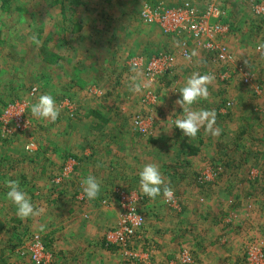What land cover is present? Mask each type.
Wrapping results in <instances>:
<instances>
[{
  "label": "rangeland",
  "instance_id": "1",
  "mask_svg": "<svg viewBox=\"0 0 264 264\" xmlns=\"http://www.w3.org/2000/svg\"><path fill=\"white\" fill-rule=\"evenodd\" d=\"M257 1L260 0H80L74 16L66 7L68 20L65 22L59 6L52 0H11L8 11L0 9V114L15 101L25 102L29 108L24 114L28 124L22 130L12 126V119H9V132L0 129V179H18L33 204L43 209L41 215L21 219L16 215V207L9 204L2 207L0 264H32L31 242L36 237L44 249L53 254L52 264H185L180 261L183 253L190 255L186 264H200L201 251L194 253L197 239L190 235L193 232H189L188 223L182 229L184 237H174L169 231L171 228L162 224L150 226L158 224L159 210L165 211L170 219H179L185 204L172 184L174 179H190L191 186L186 184L197 189L191 199L195 207L206 203L205 196L200 194L205 195L222 180L225 191L230 187V198L224 197L214 204L221 212L227 208L223 213L217 212L221 214L218 225L221 230L229 229L222 236L212 229L217 236L210 234L206 239V242L217 243L218 237L225 236L232 242L234 247L228 246L232 253L225 256L227 252L219 251L225 260L245 264L246 247L264 245V175L257 180L248 175L252 167L264 160V64L254 53L263 33V20L252 8ZM186 3L199 9L215 3L222 10L223 20L229 27L224 41L233 60L228 65L223 64L200 47L189 44L190 57L176 56L170 72L160 80L148 70L150 60L157 54H177L180 43L188 38L165 34L153 13ZM74 21L82 24L78 33L70 30ZM199 55L200 61L197 60ZM180 63L191 74L215 76L208 86V97L193 105V110H214L213 127L228 131L222 134L227 144L222 146L214 141L208 145L209 152L202 149L200 156H205L204 165H198L200 168L191 162H180L173 153L166 156L164 149H174L170 148L174 139L156 134L162 128L166 131L175 127L176 110L179 114L183 111L178 106L175 108L174 100L181 98L178 91L183 85L180 83L186 81L182 78L191 74L177 75ZM238 65L253 74L251 86H244L239 74L232 70ZM225 69L231 71L232 76L221 82L218 75ZM133 77L149 86L138 93L131 91ZM32 88L36 89L33 94ZM42 94H51L56 100L60 114L55 122L31 115L30 105ZM65 103L72 108L67 110ZM93 107L100 111L99 115L110 118L109 122H98V125L102 123V129L93 127L97 119L88 116ZM162 111L167 113L162 116ZM70 113L79 120H72ZM139 117L148 120L144 122L148 129L146 135L135 127ZM201 130L204 131V127ZM30 142L36 144L38 151L25 155L22 150ZM78 144L83 149L87 146L94 149L91 160L96 164H83L81 169H73L71 174L61 178L60 184H52L51 180L60 174L65 164L71 166L73 160L67 156H77L74 151ZM101 151H104L101 156H106L108 161L115 158V154L121 158L112 159L114 164L104 161L101 165L96 160ZM12 155L19 163L10 158ZM53 158L57 159L56 163ZM149 163L159 167L164 182L171 180L165 183L173 189L170 202H165L162 194L155 200L150 199L136 188L140 170ZM209 165H221V173L213 186L202 188L198 185V175ZM88 175L100 181L105 179L100 194L92 201L83 196L81 188V180ZM0 188L1 198H6L8 189L4 180ZM131 193L142 195L144 199L137 206L145 222L140 234L126 246L125 254L124 249L108 244L105 236L122 215L121 201ZM104 208L117 212L113 224L97 223V214ZM42 225L46 226L43 231ZM164 228L166 231L159 236L173 235L172 242L179 249L170 253L173 258L169 263H156L157 254L165 247L159 244L154 233ZM134 254H143V258ZM211 260L216 262L207 264H219V258Z\"/></svg>",
  "mask_w": 264,
  "mask_h": 264
},
{
  "label": "built area",
  "instance_id": "2",
  "mask_svg": "<svg viewBox=\"0 0 264 264\" xmlns=\"http://www.w3.org/2000/svg\"><path fill=\"white\" fill-rule=\"evenodd\" d=\"M254 13L259 15V18L263 20V33L259 37L258 42L254 47L255 56L258 57V61L264 64V0L257 1L252 6ZM145 12H148L146 10ZM149 15H152L148 12ZM154 14V20L159 25V28L165 33L172 37H179L180 35H185L188 40L186 42H181L177 54L175 52L168 54H157L153 56L149 62V71L152 72V76H156L158 79L162 80L168 75L169 70H171V64L174 62L175 57H190L191 44L193 47H200L206 53H208L213 60L220 61L223 64L228 65L233 60L232 53L224 41V36L228 34L229 27L223 20L222 10L215 4L209 3L204 9H199L191 5V3H186L179 5L175 8L167 9L159 14ZM190 42V43H188ZM244 86H251L253 82V74L245 71L240 65L235 66V69ZM170 72V71H169ZM232 76V72L229 70H224L218 75V79L221 82L227 81ZM36 91L35 88L31 89L33 94ZM255 92L258 93V87H255ZM64 107L70 110L68 103H65ZM227 105V106H226ZM225 107L228 108L229 103ZM28 108L25 102H13L8 104L4 111L0 114V129L2 131L9 132V119H12L15 129H23L28 121L24 120L25 111ZM142 117V116H141ZM138 121H135L136 129L140 134L146 135L147 127L144 122L148 120L140 117ZM22 126V128H21ZM150 126V125H149ZM25 149L29 152H35L37 146L34 142H30L29 146L26 145ZM71 166L65 164L62 167L60 174L56 175L54 178V183L58 184L62 179L67 177L71 172H73V167L75 162L71 161ZM221 173L220 168L214 169L211 166H207L198 176L202 184H210L216 181L218 174ZM249 178L252 180H257L258 177L264 175V160L259 166L252 167L249 170ZM142 195L131 193L129 197H126L121 201L122 215L117 222L116 226L108 230L106 233V242L113 246L122 248L125 250L126 246L132 243V240L136 238L144 225V216L139 212L137 204L143 201ZM203 201V198H200ZM250 208V207H249ZM31 248L34 252L32 255V264H50L51 255L48 250H45L42 243L38 241L37 237L31 242ZM123 250V251H124ZM133 256H139L143 258L142 255L134 254ZM245 264H264V245H249L246 247L244 255ZM181 262L188 263L190 261V255L188 253H183L181 255Z\"/></svg>",
  "mask_w": 264,
  "mask_h": 264
},
{
  "label": "crops",
  "instance_id": "3",
  "mask_svg": "<svg viewBox=\"0 0 264 264\" xmlns=\"http://www.w3.org/2000/svg\"><path fill=\"white\" fill-rule=\"evenodd\" d=\"M200 59H201V57L199 55L197 60L200 61ZM182 66L183 65L180 63L179 68H178L179 73L177 75L184 76L187 73L191 74L190 72H186L187 69L185 68V66L183 68H182ZM192 67L195 68V66H192ZM192 67H189V68H192ZM184 73H186V74H184ZM186 79L187 78L183 77L182 81H184ZM182 85H184V83H180V86H182ZM179 96H180V94H179ZM176 100L177 99L174 100L175 108L178 106L181 109V106L176 104ZM163 110H165V109H163ZM161 113H162L161 115L163 116V115H165V113H167V111H162ZM179 115H181V114L177 113V110H176V117ZM158 117H160V116H158ZM165 117H167V116H165ZM158 125H159V123L157 122V127H158ZM223 132L228 133L227 129L226 130L220 129V134L218 136H213L210 132H206L205 130L203 131L200 129L197 136L193 139V138H189V137L185 136L182 133V130L173 127L172 129H167L166 131H164L162 128V130L158 131L156 134H158V136H161V135L169 136V137H172L174 139L173 140L174 144H172L170 146V148H174V149H169L167 147H165V149H164L166 156L167 155L169 156L170 153H173V155L175 157H177V159L178 158L180 159V162L185 161L186 164L191 162L192 164H195V166H196V164L198 166V165H202V164L204 165V163L202 162V160H203L202 158L205 156V154L202 157L200 156V154H203V152H204V150H202V149H205V152H209L208 151V149H209L208 145L213 144L214 141H216V144H221L222 146L224 144H227V143H225L226 141H224L225 136H222ZM99 136H101L100 133H99ZM221 140H223V141H221ZM67 145L74 147L70 143H68ZM80 146L81 145H79V144L75 145V151H74V152H76L75 154L77 155L78 158H82L85 160L82 163L80 162L79 168L81 169V166L83 164L87 165V163H88V165H95L96 163L91 160L94 149L91 147L88 148V146H87V148L83 149L84 147H80ZM215 150H217V149H215ZM103 152L104 151H101V153H99V157L96 159V160H99L101 165L103 164L104 161L108 164H110V163L114 164V161H111L112 159L117 160V159L121 158V156H119V154L118 155L115 154V158L110 157L111 159H109V161H108L106 156H101V154H103ZM210 152H212V151H210ZM190 153H194V154H190ZM7 157H9V156H7ZM10 158H12L13 161H15L16 163H19L17 157H15V156L13 157V155H12V156H10ZM177 159L174 158L175 161H177ZM51 160L55 163L57 162V159H55V158H53ZM185 165L183 166V168H185ZM198 167L200 168L201 166H198ZM204 167H206V166H204ZM27 168H25V174H26ZM11 178L15 179L14 177H11ZM3 180L5 181V179H0V184L3 182ZM98 180H100V179H98ZM104 180L105 179H101V184L104 183ZM134 182H135V179H133V183ZM169 182H171V180L165 179L164 183H169ZM224 182L225 181L222 180L218 186H213V188L207 190L206 191L207 193L205 195L200 194L201 196H205L206 203L204 205L202 204L200 206L197 205L196 206L197 208H196L191 199H192V195L197 191V189L189 187L192 184L190 182V179H189V181H188V179H174V180H172V184L175 185L176 189L178 190V192L181 196V201L183 202V205L185 204L183 206L182 211H181L182 213L181 212H179V213H180V215L184 214L185 216L183 218V216L179 215V219L176 217L170 219V218H168L169 216L166 214L165 211L159 210L157 212L159 213L158 217L160 218V220H158V224L153 223V225H150L151 228H153V226L156 227V226H160L162 224L163 226H167V227L171 228L170 230L169 229L168 230L174 234V237L176 235L184 237L186 234H185V231L182 229H185V227H186L185 225H186V223H188V225L190 227V228L188 227L190 229L189 232L190 231L193 232V234H190V235L193 237V239L194 238L197 239V240H195V242H197L196 245L194 246L195 249H193L194 253L197 252V254H198L199 251H201V253L203 251V254L200 253V256L202 258L200 256H199L200 259L198 258L200 260V264H207L208 262H216L214 260L213 261L211 260L212 257L219 258V264H231L230 262H232L233 260L232 261L225 260L224 259L225 257L223 258V255H222V257L220 256L219 251L224 252V253L227 252L225 256L229 255L230 252L232 253V250L231 251L228 250V248H229L228 246H230L231 248L234 247V245H232V242H229L225 238V236H223L222 238L218 237L219 241H217V243L210 242V241L206 242V239L214 234L213 230H215L217 233L220 232V234H221L220 236H222V234L227 233V231L229 229V228L225 227L223 230H221V227L218 225V221L221 218V214L217 213V212H221V209H218V207L214 206L215 203H218L219 201H223L224 197L230 198V196H228V194H230L231 189L229 187V189H226V191H225V188L222 187L223 186L222 183H224ZM186 183H188L189 186ZM135 185H136V188L138 190H140L139 179L136 180ZM2 195H3V192L1 191V188H0V213H1L2 207L3 208L7 207V204H9L10 206L16 207L7 198H1ZM212 196H213V198H211ZM226 209L224 208L225 211H226ZM225 211H222L221 213H223ZM116 213L114 210H111V208L105 209L103 211H99V213L97 214L99 217L97 223L99 222L98 224H101V225L113 224L115 222ZM158 217H157V219H158ZM213 226H215V228ZM148 229H150V228H148ZM163 231H166V229L165 228L162 229L161 231L158 232V234L154 233V235L158 236V238H159V240H158L159 244L163 245L165 247V249H163L164 251H161L157 254L158 257H157L156 263L157 262L169 263L170 259L173 258V256L170 255V253H172L173 249L174 250H176L177 248L179 249V246L177 244H175L174 242H172L173 235H170L169 238L166 235L159 236V233H161ZM229 234H231V233H229ZM213 236L215 237L217 235H213ZM179 240H181V239L179 238ZM179 244H180V242H179ZM162 252H164L163 254H165V255H163ZM237 258L239 259V257H237ZM202 259H203L204 263H202ZM240 261H241V259H240ZM233 264H235V261L233 262Z\"/></svg>",
  "mask_w": 264,
  "mask_h": 264
},
{
  "label": "clouds",
  "instance_id": "4",
  "mask_svg": "<svg viewBox=\"0 0 264 264\" xmlns=\"http://www.w3.org/2000/svg\"><path fill=\"white\" fill-rule=\"evenodd\" d=\"M261 47H264V44ZM214 79L213 74L193 72L178 91L181 98L176 100V104L180 105L183 111L174 120V125L189 138L194 139L201 127H204L205 131L210 132L213 136L220 134V129L213 127L216 122L214 110H193V105L208 97V86ZM148 86L146 83L137 82L136 78L133 77L130 90L138 93L142 88ZM30 112L33 117L55 122L59 117L60 109L57 107L53 95L42 94L37 102L30 105ZM4 185L8 189L5 196L16 206V215L19 218L34 217L43 213V209L37 208L33 204L31 197L22 189L18 179H7L4 181ZM139 187L142 194L150 199L155 200L161 194L165 202H170L173 199V189L164 183L161 170L156 164L149 163L142 167L139 172ZM81 188L84 197L89 201L95 200L101 192V181L93 175H88L81 180ZM45 227L42 225L41 231Z\"/></svg>",
  "mask_w": 264,
  "mask_h": 264
},
{
  "label": "trees",
  "instance_id": "5",
  "mask_svg": "<svg viewBox=\"0 0 264 264\" xmlns=\"http://www.w3.org/2000/svg\"><path fill=\"white\" fill-rule=\"evenodd\" d=\"M11 0H0V9H2L3 11H8L9 10V2H10ZM52 3L53 4H55V5H58L59 6V8H60V13H61V16L63 17V20H64V22L66 21V20H68V19H66L65 17H66V7L67 8H69V11H71V15L72 16H74V13H75V8L80 4V0H52ZM71 21V20H70ZM81 29H82V24H81V22L80 21H74V22H71V28H70V30L72 31V33H78V32H80L81 31ZM38 37H40V34L39 35H37ZM37 91H38V89H37ZM99 112L100 111H97V109L96 108H91L89 111H88V116H92L94 119H97V121H96V125L95 126H93V127H97L98 129H102V127H101V124L102 123H100V125H98V122H109V120H110V118H107V117H103L102 115H99ZM72 120H73V118H74V116H73V114L72 113H70V116H69ZM91 119V118H90ZM74 120L75 121H78L79 120V118L78 117H75L74 118ZM70 123L72 124V121L70 120ZM37 151H38V148H37ZM37 151H35V152H29V151H27L26 149H23L22 150V153H24L25 155H27V153H30V154H32V155H34V153L36 154L37 153ZM190 154H194V153H190ZM67 157H69L70 159H72L74 162H75V164H74V169H78L79 168V166H80V162L82 163V162H84L85 160L84 159H82V158H78L77 156H75V155H70V156H67ZM66 157V158H67ZM65 158V157H64ZM64 158H63V160H64ZM210 166V165H209ZM214 167V166H213ZM215 169L216 168H222V166L221 165H217V166H215L214 167ZM199 176V175H198ZM220 176V174H218V177ZM62 181V180H61ZM61 181L58 183V184H60L61 183ZM216 181H217V179H216ZM216 181L215 182H213V183H210V184H207V183H205V184H202L201 182L200 183H198V185L200 186V187H202V188H204V187H211V186H213L215 183H216ZM51 182H52V184H55L54 183V179H52L51 180ZM57 185V184H56ZM204 185V186H203ZM32 195H33V193H32ZM34 196V195H33ZM200 198H203V197H200ZM204 199V198H203ZM106 245H107V243L106 242H104ZM53 254L51 255V263L50 264H52V262H53Z\"/></svg>",
  "mask_w": 264,
  "mask_h": 264
}]
</instances>
